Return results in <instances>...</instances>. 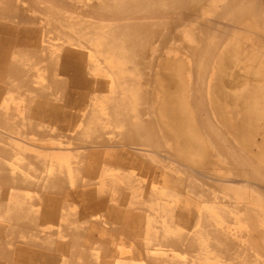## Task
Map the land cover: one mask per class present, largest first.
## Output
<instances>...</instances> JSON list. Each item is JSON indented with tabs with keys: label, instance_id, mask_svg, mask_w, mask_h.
<instances>
[{
	"label": "bare ground",
	"instance_id": "obj_1",
	"mask_svg": "<svg viewBox=\"0 0 264 264\" xmlns=\"http://www.w3.org/2000/svg\"><path fill=\"white\" fill-rule=\"evenodd\" d=\"M7 3L0 0V73H12L13 79L18 76L23 79L24 74L32 77L35 75L32 71L34 70V65L40 63V61L42 62L41 64L44 63V68L42 69L41 67V70L45 73L44 77H42L46 80L45 84L34 83V81L30 80L23 83V86L28 89L30 94L27 95L25 100V107L29 110V118L34 121L41 120L44 123L47 122V124L55 122L58 125L57 129L63 131L62 134L64 132H76V135L73 134L74 136L72 135L69 140L73 146L70 149H66L58 146L62 144V142L58 143L62 138H58L57 135L53 136L50 128L47 127L50 131H41L39 135H35L39 131H35L38 124H33L27 117H24V114L23 117L28 122L14 118L13 115H4L0 107V157L8 162L9 160H15L14 158L17 161L18 157L23 160L19 164L20 160L18 159L19 170L17 171L12 170L10 166L8 167L4 160L3 162L0 161V192L2 188H7L3 194L0 193V221L8 223V226H0V234L7 233L9 236L11 235L12 242L17 243V246H38L49 250L55 249L53 247L55 245L54 238H44L43 242H41L35 241L36 237L25 239L23 236L24 238H21L19 234L22 231L20 223L22 224L25 216L31 221L36 219L38 214H41L40 217L46 221L57 219L58 216L62 217L57 211L62 199L61 195L66 191L70 193L71 198L73 196L74 198L77 197L73 191H67L69 180L67 179L66 166L62 161H59L60 163L56 160L52 161L54 158L57 159L56 157H69L77 160L78 158L86 159L89 157L90 160L95 161L92 164L120 165L135 170L142 176L152 173L155 175L156 170L160 167H167L166 165L163 166V163H165L169 166L167 168L172 173H183L188 176L187 179L190 185L188 190H190L189 193L191 192V194L196 192V184L192 178L193 169H206L207 172L209 169L224 171L223 175L228 172L227 175H230L228 177L232 178V181L228 182L233 187L246 181V175L241 171L242 167L250 169L251 175L260 184L261 182L264 183V145L261 146L260 151L254 152V147L259 142L256 141L257 136H261L260 139L264 144V41L262 39L264 38V13L261 15L260 9L258 10V0H99L97 3L88 6V15L95 20L111 22L114 25L101 28L94 33L88 43L85 42L90 49L88 54L82 51L66 49L58 42L59 37L63 38V28L66 25L64 24L63 26L65 21L62 18L63 16H60L64 6L63 0H28L26 2L27 7L24 9L15 5L13 0L12 5H7ZM223 19L230 22L225 28L218 30V33L224 34L223 36H215L214 41H209L202 36L203 34H210L209 29L214 28L215 30V24ZM77 25L75 26L72 23V26H74L72 29L76 30V40L81 38V34L84 36L87 35V32L89 34L90 29L80 24ZM230 25L239 27L233 28L229 27ZM168 30H170L169 33L175 32L174 38L179 41L181 47L175 49L174 57L171 55L161 56L154 51L155 54L149 56L146 54L136 56L133 53L148 43L150 38L156 37L159 32H166L165 35H159L160 40L165 41L168 38ZM244 31L252 34L250 42L252 47L248 49L242 43L243 36L239 35ZM226 33H230V36H225ZM102 38H105L103 43ZM72 40L74 41V39ZM190 42H193L195 46L193 44L190 45ZM76 45L80 46L81 41H77ZM97 46H101L103 52L107 53L108 51L111 55L106 54L103 58H99ZM221 47L222 49L219 51ZM11 48L16 51L14 53L12 51L13 59L22 57V59L30 63V67H25L27 70H24V67L22 68L19 65H10L9 63V65H6L5 62L11 55ZM18 48H21V51L28 52V54L26 56L20 55L21 52L16 50ZM169 48L170 45L168 43L163 50H168ZM39 49L43 51L42 54ZM126 51L132 52L130 53L131 55L126 54ZM168 52L171 51L169 50ZM60 59L61 61L59 62ZM148 60L149 64L147 63ZM136 65L139 68H136ZM59 74L65 78H58ZM93 74L100 75L101 78L95 80L90 78V75ZM209 75L210 78L208 79ZM7 76L8 74L5 77L6 79L10 77ZM34 77L38 78V76ZM191 78L199 79L191 81ZM113 81L117 83L116 87H111L112 84L115 85ZM15 89L12 88L14 92ZM17 90L19 91V89ZM5 93L0 91V100ZM62 97H64L63 104L60 102L63 99ZM91 101L94 104L90 112H87V118L79 132L78 129H75L78 125L76 124V127H74V118L76 117L69 116L66 110L72 109V107L77 105L81 107L88 104L90 107ZM3 110L5 109L3 108ZM6 117L11 121L8 119L7 122ZM3 118L5 120H2ZM69 118L71 121L68 125L65 122L64 124L62 123L63 120L68 121ZM4 121L7 123L3 124ZM212 121L216 122V126H214ZM47 124L46 126H48ZM22 125L29 131L18 132L17 128ZM41 125L43 126L44 124L42 123ZM24 128H20L21 131ZM2 129L4 132H2ZM34 131L36 132L35 134ZM12 133L16 135L15 137H17L18 141L25 142L31 149H40L42 154L37 156V154L34 155L23 151L21 147V149L12 147ZM3 136H7V138ZM29 136L42 137L44 144L31 143L28 142L29 140L23 139H30ZM68 137L69 135H67L66 139ZM37 142H41V140ZM131 147L137 150L136 153L131 150ZM240 148L241 150L244 149L243 151L249 157H241ZM97 149L104 150L100 151ZM146 153L162 157L163 163ZM232 155H236V158H238L235 162L233 159L228 158V156L232 157ZM80 161L81 163L83 162V160ZM13 164H15L14 161ZM78 168L80 167L76 164L73 169L78 172ZM22 173H25V175ZM73 177L76 180V176L74 175ZM172 177L174 176L169 175V178L173 180ZM247 181L250 182L249 179ZM77 182H79V179L75 181V183ZM23 185L32 192L30 198L26 201L21 199L23 196L20 192L21 197L15 191H11L12 193L8 191L9 188L12 190V188ZM256 185L258 186V183ZM242 186L245 187L246 184ZM235 188L237 189L236 186ZM161 190L163 192V188ZM199 192L201 191L199 190ZM36 194L39 196H36ZM83 194L95 201L90 206L97 205L98 208L104 209L103 207L106 208L107 198L112 193L110 192L109 195L108 191L95 190L93 188ZM129 197L132 199L136 198L134 193L130 196L120 193L119 197L117 196L116 198L120 201H125ZM163 197L166 198V196ZM115 205L118 204L115 203ZM219 205L222 207V204H218V207ZM145 209L150 211L149 208ZM214 209L213 211H215ZM216 210L221 211L219 208H216ZM249 211L247 213H251L253 216V213ZM210 218L209 211L204 210L196 218L199 227L195 232L191 234L183 233L182 235L176 234V237L170 241L169 235V239L165 243L168 242L169 246L176 248V250L186 251L190 257L188 262L194 264H215L211 257L207 255L211 249L213 255H215V252L217 253L216 258L219 264H225L226 260H231L236 264H248L243 262L246 261L244 259H230L232 254L229 252L232 248L236 249L238 254L240 252L243 253L244 248L241 246L240 240H228L229 237L227 238L226 236L228 235L225 233L227 228L224 230H222L223 226L221 229L210 228L212 226L209 227ZM246 219H248L247 214ZM232 220L241 221L242 219L237 216ZM13 222H15V225ZM58 226L60 227V225ZM70 226L72 227V225ZM67 227L69 228V226ZM76 228L78 229L77 226ZM83 230L86 229L84 228ZM76 231L79 232L78 230ZM74 233L76 234V232ZM238 234L241 236V233ZM250 238L252 239L253 236L251 235ZM12 245L7 244L0 248V259H4L8 264H13ZM102 245L104 246V244ZM249 247L251 248V246ZM247 252L249 254V251ZM84 254H82V258H85V263L94 261L92 256L87 253ZM145 259H147V264L172 263L164 257L154 258L149 256L148 258L145 257ZM71 260H73V257ZM176 261L172 264H179ZM258 262L260 263V261Z\"/></svg>",
	"mask_w": 264,
	"mask_h": 264
},
{
	"label": "rangeland",
	"instance_id": "obj_2",
	"mask_svg": "<svg viewBox=\"0 0 264 264\" xmlns=\"http://www.w3.org/2000/svg\"><path fill=\"white\" fill-rule=\"evenodd\" d=\"M3 1H4V3L8 2L7 5L8 4L12 5V0H3ZM16 1H17V3H16ZM27 1L28 0H13L15 5H18L19 7L23 8V9L25 7H27V3H26ZM98 1L99 0H63L64 6L62 7L60 16L61 17L63 16L62 18L65 21V23H63V26H64V24H66V25L63 28V30H64L63 38L59 37L58 42L61 43L64 48L70 49L72 51H82L83 53H87L88 54V53H90V49L86 45V43H88V41L94 35V33L97 32L98 30H100L103 27H110V26L114 25L111 22H104V21L95 20L94 18H92V17H90L88 15V11H89V7L88 6L93 4V3H97ZM258 10L261 12V15L264 13V11H263L264 10V0H258ZM252 17L254 18L253 15H252ZM71 20H73V21H71ZM72 23H74L75 26L77 24H80L81 26H83L85 28H90L91 30L89 29V34L86 31L87 35L84 36V35L81 34V38H78L76 40V30L72 29L74 27V26H72ZM229 23L230 22H228V20L223 19V20H221V21H219V22H217L215 24L216 25V27H215L216 29L215 30H214V28L213 29H209L210 34H207V35H204V34L202 35L201 34V35L203 37H205V39H207L209 41H214L215 40L214 39L215 36H219L220 37V35H222V36L224 35V34L218 33V30L220 28H225V26L227 24H229ZM236 26L237 25H230L229 27L236 28ZM237 27H239V26H237ZM169 32H170V30H168V38L165 41H161L159 35H165L166 32H159V34H157L156 37L150 38L148 40V43L144 44V46L142 48H139V49L135 50L133 53H135L136 56L139 55V54H146V55L149 56V55H153L155 53H159L161 56L171 55V56L174 57L175 56V49H177L178 47L179 48H181V47H180L179 41H177L174 38L175 37V32H171V33H169ZM66 34H67V36H66ZM229 34L226 33L225 36L228 35L227 37H229L230 36ZM239 35L243 36L242 37L243 38L242 39V43L244 44L246 49L252 47L251 44H250L251 37H252L251 33H249V32L246 33V31H244V32H241V34H239ZM171 36H172V38H171ZM206 37H209V38H206ZM72 39H74V41L75 40L76 41L74 42ZM262 39L264 41V38H262ZM102 40H103L102 41V43H103L105 41V38H102ZM77 41H79V42L81 41V45L80 46L76 45ZM72 43L75 44V45H73ZM168 43L170 45V48L168 50H163V49L166 48ZM97 44H98V42H97ZM147 44H148V47H147ZM191 44H193V42H190V45ZM89 45H90V43H89ZM163 46H164V48H163ZM193 46H195V44H193ZM20 49L21 48L16 49L18 52L19 51L21 52L20 55H25L26 56L28 54V52H26L24 50L21 51L22 49L21 50ZM96 49L98 51L99 58H103V56H106V54L111 55V54L108 53V51H107V53L103 52L101 46H99V47L97 46ZM221 49H222V47L219 49V51ZM169 50L171 52H168ZM12 51H13V53L16 52L15 49L12 50V48H11V55L8 58V60L5 62L6 65H9V64L10 65L12 64V65H15V66L19 65L22 68L24 67V70H27V69H25V67H28V66L30 67V63L28 61H25V59H22V57L20 58L21 60L20 59H13L14 57L12 58ZM42 52L43 51L40 50L41 54H42ZM257 52H259V51H257ZM130 53H132V52L126 51V54H130ZM124 54H125V51H124ZM60 61H61V59L59 60V62ZM41 63L42 62L40 61V63L34 65L35 67H33V69H34V70H32L33 74H35L34 76H38V78L37 77L36 78L32 77V82L34 81V83H39V84H43L44 83L45 84L46 80L42 78V77H44L45 73H44V71L42 72V70H41V67H42V69L44 68V66H43L44 63L43 64H41ZM147 63L148 64L150 63L149 60L147 61ZM117 66H119V65H117ZM136 68H139L138 65H136ZM36 72H37V75H36ZM24 73H26V72L24 71ZM7 74H8V76H10V77L7 76L8 80L5 78ZM7 74H6V72L0 73V87L4 85L3 87H1L0 91L6 92L5 93L6 95L5 94L2 95V98L0 100V107L2 109L1 111H2V113L4 115H13L14 118L21 119V121L24 120V122H26L27 121V120H25V118L27 117L26 116V111L28 109L25 107V105H26L25 104V100L27 98V95H30V94L25 93V90L23 88L24 87L23 83L26 81L25 79L28 80V78H24L23 77V79H22V77L18 76L15 79H13L12 76H11L12 73H7ZM24 76H25V74H24ZM39 76H40V78H39ZM90 76H91L90 78H92L94 80L101 78L100 75H97V74H93V75H90ZM60 77L63 78V79L65 78V77H62L59 74L58 78H60ZM196 77H197V75H196ZM209 78H210V75H209L208 79ZM34 79H37V80H34ZM197 79H199V78H196V79H194V78L192 79L191 78L190 80L194 81V80H197ZM9 80H11V81H9ZM16 82H17V84L14 85V83H16ZM113 82L115 83V85L112 84L113 86L111 85V87H116L117 83L115 81H113ZM12 88H16L15 92L12 90ZM6 89H7V91H6ZM17 89H19V91ZM23 96H25V97H23ZM15 98H17L18 100L15 99ZM93 101H94V99H93ZM93 101H91L92 105L94 103ZM15 102H17L16 105H15ZM5 106H6V108H5ZM2 107L5 110H3ZM96 109H98V108H96ZM98 111H100V110H98ZM81 112L83 114V112H87V109H85L84 111L82 110ZM23 114H24L25 118L23 117ZM15 115H16V117H15ZM5 119L7 121L9 118L6 117ZM5 119L3 118L2 120H5ZM6 121H4L3 124L8 122V121L7 122ZM9 121H11V120L9 119ZM212 123L214 124V126H216V122L215 121H212ZM81 126H83V125L81 124L80 127ZM20 128H24V125L19 126L17 128L18 132L24 133L26 129L24 128L22 130L23 131L22 132ZM45 128L43 129V131L45 130ZM38 129H39V131L38 130L37 131L40 132L41 128L39 127ZM50 129H51V134L52 135H56L57 134V131H56L55 127H51ZM53 131L56 132V133L53 134L54 133ZM80 131H81V129H80ZM2 132H4L3 129H2ZM4 135H6V134H4ZM15 136L16 135L12 133V139H14ZM3 137L7 138V136H3ZM260 138H261V136H259V137L257 136L256 137V141H259V142H257L258 144L254 147V152L260 151L259 149L261 148V146L264 145ZM34 143H38V142H34ZM58 143H61V141L60 142L58 141ZM4 144L8 145L7 143H4ZM22 144H23V142H22ZM42 144H44V142ZM63 145H67V146L64 147ZM11 146L14 147V148L18 147V145L14 141H12ZM58 146L64 147L66 149H70V147L73 146V144L62 143V144H60ZM237 148H238V146H237ZM263 148H264V146H263ZM129 149H130V147H129ZM133 149L134 148L131 147V150L136 153L137 150H135V149L133 150ZM97 150L102 151L104 149H97ZM239 150L241 151L240 152L241 157H244V158L249 157V155L245 151H243L244 149L241 150V148H240ZM33 153L37 154V156H38L37 152H33ZM146 154H149V153H146ZM149 155H151V154H149ZM151 156L157 158V161L163 163L162 157L155 156V155H151ZM236 157H237L236 155H232V157L228 156V158L233 159L234 162H235V160L238 159ZM14 159L15 160H12V161L9 160V162H8L5 159H2L0 157V161L3 162V160H4V163L7 164L8 167L10 166V168L12 170H14V171L16 170L17 171V170H19L18 169V165L21 164L23 162V160L20 157L17 158V161H16V158H14ZM53 160H56L57 162L62 161L65 166H67V165L71 166L72 165V161H74L76 159H71V160L69 159V162L67 161L68 159L64 160V158H57V159L54 158V159H52V161ZM13 161H14L15 164H13ZM18 161L20 162L19 164H18ZM89 164H91V163H88V159H85L84 164L82 163V165H83V167H85V169L88 168ZM165 165L167 167H169L167 164L163 163V166H165ZM14 166H15V168H14ZM97 167H98V173H97V176H96V181L94 180V182H97V187H99L98 190L108 191V193L110 195V192L111 193L114 192L112 190V188H113V185H114L113 183H116V182H118V183L121 182L120 183L121 185L122 184L123 185H127L128 192H129L130 195H132L134 193L135 196H137V188H139V189L141 188L142 189V190H139V192H138L139 193V197L143 193L144 209L145 208H149L150 211H151V213H150V211L148 209H145V212H146V214H145V237H146V245L148 246L147 247L148 250H147V254L146 255H149V256L154 257V258L165 257L168 260L171 259L169 261L173 262V258L175 259L174 251H173V249L171 247L164 245L165 241H168L169 238H170L169 239V241H170L172 238H174L176 236V234L182 235L183 233L191 234L192 232H195L198 229V227H199V223L196 222L197 216H199L200 213H202L204 210H208L210 215H211V218L209 219V227L212 225L213 227L211 226L210 228H214L215 227L216 229L217 228L221 229V227L223 226L222 230L227 228L225 233H227V235H228L226 237L227 238L229 237L228 240L229 239H231L230 241H232V239H233V241L240 240L241 246H243V248H244L243 253L240 252L239 254L236 252V249L232 248V250L229 253H231L234 256L231 255L230 259H232V260L244 259L246 261H243V262H246L248 264H252L255 261L256 262L260 261V263L259 262L258 263L255 262L253 264H264V252H263L264 251V215H263L264 211H262L264 209V190H262L264 188V183L260 181L261 182V184H260L258 180H255L254 177L251 175L252 173H251L250 169L248 170L247 168H242L241 167V171H243L245 173V175H246V177H245L246 181L242 182V183H239V185L241 187L238 184L234 185L233 187H231L232 184H230L228 181H232V178L228 177V176H230V175H227L228 172L223 175L224 171H216V170H213V169H209L210 172L209 171L207 172L206 169H193L192 170V172H193L192 178L194 180V183L196 184V187H195L196 189L195 188L194 189L198 193L196 194V192H194V193H192L193 194L192 195L191 192L189 193L190 190H188L189 186H190L189 185V181L187 179L188 176L184 175L183 173H176L175 174V172H173L174 173L173 174L171 172V170H169V168H167V167H165V168L164 167H160L158 170H156L157 172H156L155 175H153V173H152V174L145 175V176L139 175L137 171L132 170V169L127 170L128 172L120 170V169L113 170L112 168H110L111 166L106 165L105 163H98ZM67 171H68L67 179L69 181H73V176L75 175L74 172H73V169L69 168ZM249 171H250V173H249ZM196 172H198V173H196ZM205 172H206V174H205ZM147 173H145V174H147ZM22 174L24 175V173H22ZM169 175L174 176V177H172L173 180L171 178H169ZM203 175H204L205 178L203 177ZM65 176H66V174H65ZM86 177L87 176L85 175V173H82L81 174V178H80V179H82L81 181H88L89 179H87ZM138 177L142 181H140ZM180 178H181V180H180ZM78 179H79V177H78ZM125 179H126V181H125ZM209 179H210V181H209ZM248 179H249L250 182L247 181ZM244 183L246 184V186H245L246 188L242 186V185H245ZM254 183H256V184L258 183V186L256 184H254ZM105 184H107V185H105ZM182 185H183L184 189H183ZM185 185H186V187H185ZM143 186H145V187L143 188ZM235 186L237 187V189L235 188ZM199 187L202 188V189H200ZM228 187H230V188H228ZM162 188H163V192L161 190ZM5 189H7V188H2L0 193L3 194ZM88 190H90V189H88ZM185 190H187V191H185ZM199 190L203 194L201 192H199ZM8 191H9V193H12L11 192L12 190L10 188L8 189ZM73 192L77 196L80 194L79 190L78 191H73ZM182 193H183V195H182ZM64 194H62V196ZM67 195L71 198L69 192H67ZM161 195L166 196V198L161 196ZM205 195H207V196H205ZM36 196H39V195L36 194ZM182 196H184V197L182 198ZM215 196H217V197L219 196V197L215 198ZM193 197H195V198H193ZM77 198H79V197H76V199ZM184 198H186V199L183 200ZM246 198L248 199V201H247ZM189 199H191L192 201L189 200ZM177 200H178V202H177ZM180 200H182V201L180 202ZM220 200H222V201H220ZM165 201H167V202L165 203ZM208 202H210V203H208ZM247 202H249V203L247 204ZM211 203H212V205H211ZM216 203L222 204L221 205L222 207H220V205L218 207V204H216ZM260 204H261V206H260ZM160 205H161V207H160ZM234 205H236V206H234ZM255 205H257V206H255ZM172 207H173V209H172ZM188 207H189V209H188ZM248 207H250V208H248ZM216 208L217 209L219 208V210H221V211L216 210ZM213 209L215 211H213ZM175 210H176V212H175ZM196 210H199V211H196ZM235 210H236V212H235ZM248 210H250L249 212L253 213V216H252L251 213H249L250 215L247 213ZM255 210H256V213H255L256 215L254 214ZM261 211H262V213H261ZM222 213H224V214L222 215ZM246 214H247V218L248 219H246ZM221 216H222V218H221ZM237 216L240 217V219H242V220L241 221L240 220L239 221L238 220H235V221L232 220V219H234V217H237ZM255 217H257V218H255ZM249 219H251V220H249ZM214 221H216L217 223L214 222ZM255 221H256V223H255ZM0 226H3V227L8 226V223L0 221ZM256 227H258V228H256ZM247 231H248V233H246ZM233 232H236V233H233ZM237 233H241V236H240V234L237 235ZM262 234H263V236H262ZM169 235H170V237H169ZM251 235L253 236L252 239L250 238ZM7 236H9V234H7V233L0 234V239H1L0 240V248L3 247L4 245H7V244L12 245L11 235L9 237H7ZM237 236H238V238H237ZM4 237H5V239H4ZM259 237H260V239H259ZM7 238H9V239H7ZM152 241H154L153 245H152ZM160 245L163 246V247H161ZM249 246H251V248ZM245 250H246V252L249 251V254H247L248 252L246 253ZM214 254L215 255H213L212 249H211V251H208V253H207V255H209L211 257L212 261L215 262V264H219L217 262V258H216L217 253L215 252ZM244 254H246V255H244ZM176 255H177V258L180 260V262H184L185 256L183 255V253H176ZM171 256H172V258H171ZM186 257L188 259V256H186ZM194 257H195V254H194ZM253 259H255V260L253 261ZM250 260H251V262H250ZM81 261L85 262V258L84 259L82 258V254H81ZM228 261H231V260H228ZM228 261L226 260L225 264H236L235 262H232V261L228 262ZM261 261H263V262H261ZM0 262H5V260L4 259L3 260L0 259ZM6 264H8V263H6ZM192 264H194V263H192Z\"/></svg>",
	"mask_w": 264,
	"mask_h": 264
},
{
	"label": "crops",
	"instance_id": "obj_3",
	"mask_svg": "<svg viewBox=\"0 0 264 264\" xmlns=\"http://www.w3.org/2000/svg\"><path fill=\"white\" fill-rule=\"evenodd\" d=\"M27 77H28V75L24 76V78H27ZM32 77H34V76H32ZM32 77H28V80L32 81V79H31ZM25 80L27 81V79H25ZM24 90H25V93L29 94V91L27 88H25ZM62 98L63 99L60 102L63 104L64 103L63 102L64 97H62ZM92 106H93L92 103H91L90 107L88 104L86 106H81L82 108L80 107V105H77L76 106L77 108L74 106L75 108L72 107V109L66 110V113H68L69 116L72 115V116L76 117V118H74L75 119V126L74 127H76V124L78 126L75 129H78L80 131V129H81L80 125L81 124L84 125V121L87 118V116H86L87 112L88 113L90 112V110H91L90 108H92ZM85 108L87 109V112H85V115H84V112L82 114L81 111L82 110L84 111ZM74 111L77 113H75ZM28 112H29V110L26 111L27 119L32 121L33 124H36V125L38 124L37 127H42L40 129V132H41V130L43 132V128L46 127L47 122L44 123V121H41V120L40 121H38V120L34 121L32 118H29ZM82 115H83V117H82ZM27 119H25V120H27ZM70 121H71V119L69 118L68 121L63 120L62 123L64 124V122H65L66 125H68L70 123ZM34 122H36V123H34ZM40 123L41 124L43 123L45 126L44 125L42 126ZM39 124H40V126H39ZM47 125H48L47 126L48 128H51V127L56 128V131H57L56 135L58 136V138L59 137L62 138V139L60 138L62 143L66 144L67 141H68V144L71 143V142H69L70 138L72 137L73 134L76 135L75 134L76 132L75 133H68V132L65 133L64 132L62 134L63 131H60L57 129L58 125H56L55 122L48 123ZM52 125H54V126H52ZM34 127H35V125H34ZM37 127L35 128L36 129L35 131L39 130ZM47 127L45 128V130H49ZM26 131H29V130L26 129ZM35 131H34V134L36 133ZM40 132H37L35 135H37V134L39 135ZM55 133L56 132H54L53 134H55ZM34 134H31V135H34ZM67 135H69V137L66 139ZM29 137L31 140H34V141H31L30 139H27V138H23V139H25L26 141L29 140L28 142H31V143H34V142H37L40 140H41V142H40L41 144L44 142V141H42V139H43L42 137H37V138H35L33 136H29ZM64 139H66V140H64ZM12 141H14L18 145V147H15V148H18V149L22 148L23 151L29 152V153L37 152L38 155L42 154L41 153L42 151L40 149H31L30 147H28V145L25 142H23V144H22V142L18 141L17 137L12 139ZM46 141H49V140H46ZM36 144H39V142ZM63 146L65 147L67 145H63ZM80 152H82V151H80ZM33 154L36 155L35 153H33ZM57 158H60V157H57ZM61 158H63V157H61ZM64 158L68 159L69 157H64ZM69 159H72V158H69ZM86 159H88V163H91V164H89L88 168H86V169L82 165V163L84 164V161H85L84 158L83 159L78 158V160L76 159L77 161L76 160L72 161L71 166L65 167L66 173H68V171H67L68 168L73 169L76 164L79 165V167H80V168H78L79 171L76 172L73 169V172L75 173L76 180L78 179L77 177L79 176L80 186H79V182L75 183L76 180L74 179L75 177H73V181H69L67 191H78L79 190L80 194L78 193L79 195L77 197H79V198H77V199L74 198V196H73V198H70L68 196L69 194L67 195L66 191H65L66 193L64 194V196L61 195L63 198L60 200V204H59V207H57V211H59V214L62 215V217L58 216L57 219H54V220L49 219L46 221L45 219H42V217H40L41 214H38L37 218L34 219L33 221L27 219L25 216L24 221H22V224L20 223L22 231L20 232L19 236L21 238L23 236L25 237V239H28L29 237L30 238L36 237L35 241H41V242H43L44 238H46V239L54 238L55 245L53 247H55V249L49 250V249H45L43 247H38V246L37 247L17 246L16 245L17 243L12 242V244H13L12 245L13 246V248H12V263L13 264H64L65 261H66L65 264H125V263L126 264H145V262L147 264V259H145V257L148 258L149 255H146L148 246L146 245V237H145L144 198H142L143 193L141 194L140 197H139V193H138L139 190H142V189L137 188L136 198L132 199L129 197L125 201H120L119 199L116 198L117 196L119 197L120 193L121 194H127L129 196H130V194L128 192L127 185H121L120 183L116 182V183H113L114 184L113 185L114 192L107 198L106 208L103 207L104 209H100L97 207V205L90 206L91 204H94L95 201L94 200L92 201L90 199V197H88L87 195H85L83 193H87L88 189L94 188L95 190H98L97 182H94V180L96 181V176H97L96 172L98 173V167H97V164H92L95 161L90 160L89 157H87ZM80 160H83V162L81 163ZM110 168H112L113 170H118V169L123 170V171L129 170L128 168H125V167L120 166V165L111 166ZM82 173H85V175L87 176L86 178L89 179L88 181H80V178H81L80 174H82ZM24 175H25V173H24ZM89 182H91V183H89ZM76 185H77V187H76ZM20 187H22V188H20ZM20 187L12 188V192L15 191L17 195L21 194L23 196V198H22L20 195L21 199H24L26 201L27 199L30 198L32 192H30V189L24 185L20 186ZM116 189H117V191H116ZM19 192H20V194H19ZM26 196H28V198H26ZM131 201L134 203H132ZM137 202H138V204H137ZM115 203L118 205H115ZM128 205H130L129 206L130 208L127 207ZM65 207H66V209H65ZM69 220H71V221H69ZM75 220H77V221H75ZM28 221H29V223H28ZM97 221H99V222H97ZM58 222H60V223H58ZM109 222H111V223H109ZM13 224L15 225V222H13ZM58 225H60V227ZM70 225H72V227ZM34 226H36V227H34ZM67 226H69V228ZM76 226L78 227V229L76 228ZM84 228L86 230H83ZM31 229H32V231H30ZM69 229H71V230H69ZM76 230H78L79 232H77ZM57 231H59V232H57ZM124 231H125V233H124ZM74 232H76V234ZM142 232H144V233H142ZM25 233L28 235V237ZM47 233H48V236H47ZM84 234H85V236H84ZM50 235H51V237H50ZM71 235L73 237V240H72ZM143 235H144V237H143ZM127 236H128V239H127ZM17 240H19V239H17ZM143 243H145V244L143 245ZM102 244H104V246ZM140 245H142V246H140ZM164 245L169 246V243L166 242ZM171 248L173 249L174 254H175V260L174 261H176L178 259V258H176L177 257L176 253H183L184 254V252H185V254H184V256H185L184 261L185 262L182 263V262H180L179 259L176 262H178L179 264H185V263L190 264L191 263V262H188L189 260L186 257V256H188L186 251L180 250V249L176 250V248H174L172 246H171ZM85 252L88 255L93 257L94 261H91L92 263L91 262L85 263V262L81 261V254H84ZM62 255H63V257H62ZM72 257H73V260H71ZM160 258H163V257H160ZM188 258L190 259L189 256H188ZM165 259H167V258H165ZM62 260H64V261H62ZM68 260H69V262H68ZM98 260H99V262H98ZM170 262H172V261H170ZM1 263H5V262H1ZM172 263H170V264H172ZM148 264H152V263H148ZM167 264H169V263H167Z\"/></svg>",
	"mask_w": 264,
	"mask_h": 264
}]
</instances>
